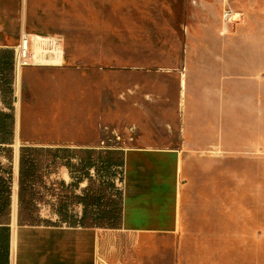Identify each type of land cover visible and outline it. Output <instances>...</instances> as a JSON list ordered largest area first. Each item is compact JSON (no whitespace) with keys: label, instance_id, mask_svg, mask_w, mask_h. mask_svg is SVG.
Masks as SVG:
<instances>
[{"label":"crops","instance_id":"1","mask_svg":"<svg viewBox=\"0 0 264 264\" xmlns=\"http://www.w3.org/2000/svg\"><path fill=\"white\" fill-rule=\"evenodd\" d=\"M252 5H238L228 21L219 7L194 8L184 43H162L156 59L141 49L127 60L122 120L137 126L138 137L122 150V217L115 228L18 223L20 145L95 148L97 124L112 118L106 111L117 93L109 85L103 101L105 87L97 93L82 67L101 63L99 57L86 61L80 54L74 66L66 43L50 54L34 39L32 56L39 62L16 77L20 25L0 11V81L13 77L12 94L0 91V110L9 111L12 101L15 118L9 231L0 232V264H216L227 257V241L244 238L245 176L256 174L251 163L264 159V0ZM106 61L114 64L110 56ZM153 63V70L143 66ZM21 84L30 91L26 100ZM89 90L94 105L85 103ZM70 103L69 112L89 111L65 136L38 139L44 125L65 119L61 113ZM18 127L29 131L23 142ZM5 162L0 154V174ZM75 179L63 165L46 185L56 192L55 181L63 180L82 194L87 183Z\"/></svg>","mask_w":264,"mask_h":264},{"label":"rangeland","instance_id":"2","mask_svg":"<svg viewBox=\"0 0 264 264\" xmlns=\"http://www.w3.org/2000/svg\"><path fill=\"white\" fill-rule=\"evenodd\" d=\"M224 1V0H223ZM263 1V0H262ZM233 10L240 7H252L253 0H228ZM222 11L223 4L219 0H0V11L5 15H15L20 25V33L25 31L32 35L44 37H57L59 43H66L65 48L74 56L73 65H80L76 57L83 55L81 59L93 60L99 57V64H82L89 74L86 79L90 85H94L97 93L102 89L103 101H107L104 91L107 87L115 85L116 99L108 107L106 114L110 120H100L98 129L103 125L122 128L124 118V89L125 71L130 65L126 62L137 52L144 49L146 57L158 58L162 55V43L168 45L184 43L188 39V33L193 25L189 23V13L196 9H216ZM80 45V46H79ZM91 46L90 48H88ZM143 46V47H142ZM84 47V48H83ZM168 50V48H166ZM42 52L43 48L36 49ZM110 56L114 64L109 65L106 58ZM77 59V61H76ZM145 69H155L156 64L143 65ZM111 74V76H110ZM87 80V81H88ZM20 84V83H19ZM20 86L23 98L30 95V91ZM86 94V93H85ZM84 94V95H85ZM89 102L92 101V91L89 90ZM85 95V96H86ZM98 95V94H97ZM112 95V94H111ZM29 105H26L28 107ZM75 105L70 103L68 111L61 114V119L56 125L43 126L38 131V139L46 137H63L81 121L84 111H70ZM92 106H87V108ZM110 108V109H109ZM20 142L25 135L29 134L28 129L18 127ZM40 133V134H39ZM98 140L101 132L98 130ZM256 166V174L245 176V227L244 238L239 240L232 238L227 241L228 255L222 256L216 264H264V159H260L251 165ZM247 168V163H246ZM259 168V170H258ZM76 182L87 183L81 178V173H75ZM89 175L92 179L102 182L109 191L121 189L122 167L108 166L98 159L89 168ZM80 178V179H79ZM113 185V186H110ZM80 183H77V190H80ZM47 204L40 209L41 217L49 219V223L66 224L56 213L58 198L56 195H46ZM54 205V206H53ZM82 208L69 205L67 213L78 215Z\"/></svg>","mask_w":264,"mask_h":264},{"label":"trees","instance_id":"3","mask_svg":"<svg viewBox=\"0 0 264 264\" xmlns=\"http://www.w3.org/2000/svg\"><path fill=\"white\" fill-rule=\"evenodd\" d=\"M8 58V56H6ZM13 77L5 75L0 81V91L12 94ZM9 111L0 110V154L6 158L1 165L0 174V232L9 231L7 226L10 217V200L12 186V153L11 144L14 140L15 118L12 101L8 103ZM72 158H78V163ZM98 159L102 164L108 166H122L121 149H98V148H69L65 146H39L22 144L19 147V173H18V207L17 219L19 224H50L49 219L40 215L41 206L46 205V195L56 194V213L62 219L70 223H79L85 226L115 228L121 223L122 217V191L115 189L109 191L102 183L92 179L89 168ZM67 166L75 173H81V178L87 180L82 194L69 191L63 180H56V192L52 186L46 185V178L56 173L61 166ZM80 179V178H79ZM113 186V185H110ZM81 204L82 214L76 218L67 213L69 205ZM2 205V206H1ZM1 223V222H0Z\"/></svg>","mask_w":264,"mask_h":264},{"label":"built area","instance_id":"4","mask_svg":"<svg viewBox=\"0 0 264 264\" xmlns=\"http://www.w3.org/2000/svg\"><path fill=\"white\" fill-rule=\"evenodd\" d=\"M233 14L234 10L232 6L229 4L228 0H224L221 18L224 21H228ZM34 39L39 40V44L44 47V51H48L50 54H54L59 50V39L57 37L32 35L22 31L19 36V41L15 46L13 65L16 77L20 75L22 67L39 62L38 59L36 60V57L32 56L31 46ZM100 132L102 136L95 145V148L98 149L123 150L128 146L134 145L138 137V128L135 124H128L119 129L109 127V125H103L100 127Z\"/></svg>","mask_w":264,"mask_h":264}]
</instances>
